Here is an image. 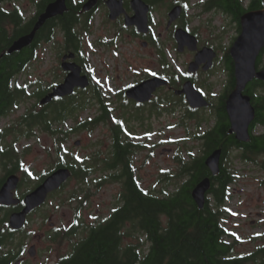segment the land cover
<instances>
[{"label":"rangeland","instance_id":"1","mask_svg":"<svg viewBox=\"0 0 264 264\" xmlns=\"http://www.w3.org/2000/svg\"><path fill=\"white\" fill-rule=\"evenodd\" d=\"M190 2V5L194 6L199 0H190ZM188 14L189 16L201 15L200 21H192V28L199 29L202 42L218 39L215 45L225 48L230 45L232 36L236 32V26L222 13L205 15L199 7L195 9V12L192 10ZM164 17V11L157 17L158 32L164 30ZM102 19L100 16L95 20V30L101 29ZM63 39V34L59 32L54 44L40 45L37 58L18 78L19 85L28 84L32 86L28 92L35 93L42 87L49 88L50 84L63 79L61 60L57 59L55 51V49L60 50L64 43ZM82 42L83 53L89 58L96 81L104 86L107 95L112 94L114 107H119V98L116 95L127 86L140 82L145 77L146 67L158 70L155 64L150 62L149 53L144 52L135 43L119 42L118 50L114 52L99 44L94 34L83 36ZM187 61L185 57L180 59V70ZM166 97L167 93L162 92L158 99L162 100ZM34 98L25 99L18 105L15 112H11L9 116L0 121L2 129L10 128L5 144L14 145L15 154L20 157L24 168L20 174L23 179L28 178L20 186L21 195L39 184L59 161L58 155L53 151V148L59 144H56L53 135L44 132L41 128H35V133L31 134L35 135L34 137L28 139L25 136L27 129L22 122V117L36 104ZM171 98L175 100V97ZM85 99L89 100V105L86 109L81 108L77 112V120H69L65 126H61L62 131L70 132L76 129L70 133L68 138L67 152L63 156L66 161L72 158L68 155L70 152V155H77L81 159H90V163L95 157V152L104 151L102 153L105 154L111 143L110 126L106 122H99L91 129L78 128L83 121L93 120L101 114L100 107L90 102L88 95L77 96L76 103L82 104ZM134 106L131 104V108ZM36 110L41 111L42 109L37 107ZM150 110L151 106L139 114L131 109L118 110L116 115L119 117L121 114L124 115L126 128L137 136L134 139L135 142L147 145V148L135 154L133 159L138 169L137 177L142 181L144 189L152 194L164 195L165 189L168 193H172L177 190L176 185L181 186L182 184L183 179L172 178L178 176L181 169L177 157L182 155L183 160L187 162L188 149L196 154L195 157L200 156L201 145L193 140L194 137L200 136L197 135L199 124L197 120H185L184 115L187 111L180 106L171 107L166 103L160 110ZM202 114L208 116L207 113ZM209 121L211 126V120ZM207 128L209 127L204 122L200 132H204ZM78 141L81 142L80 146H76ZM233 160L231 169L236 175V181L230 187L228 200L218 205L217 210L221 209L231 216L226 220V226L243 241L239 249L242 254H247L254 252L257 245L264 243V240H259L253 245L254 237L264 235V185L262 184L264 173L256 163H248L240 159ZM259 161L262 162V157ZM4 174L5 168L0 163V178ZM168 176L172 180L166 181ZM92 182V177H85L83 181L77 178L71 179L61 191L50 197L43 208L29 217L24 232L14 237L16 248L22 243L24 245L25 264H56L58 258L72 251V243L86 236V230L81 227H91L97 211L100 216H105L111 211L113 205L116 206L118 186L108 185L97 193ZM157 183H159L157 188H153ZM212 202L215 206L214 201ZM7 211L0 212V221L6 217ZM31 246L37 249L35 257L28 255V249Z\"/></svg>","mask_w":264,"mask_h":264},{"label":"trees","instance_id":"2","mask_svg":"<svg viewBox=\"0 0 264 264\" xmlns=\"http://www.w3.org/2000/svg\"><path fill=\"white\" fill-rule=\"evenodd\" d=\"M215 5L230 11L240 26L242 17L249 13L248 11H259L264 8L263 0H249V10L245 7V0H215ZM73 13L75 12L72 10L66 13L60 30L66 34L67 50L80 54L81 38L76 30ZM49 25L50 22H47L37 33L31 46L21 52L8 55L7 50L12 42L31 32L32 24H17L16 21H8L3 16L0 24V121L9 116L11 111L17 110L18 105L23 103L25 99L41 97L48 90V88L42 87L35 93H27L28 86L18 85L17 77L24 74L27 67L36 58L37 47L46 39L45 33L52 29ZM263 57L264 49L258 65ZM233 69L234 66H230L232 72ZM235 84L234 79L232 87ZM249 88L252 99L256 103L257 123L264 124V112L262 111L264 97L255 93L259 88L264 89V83L255 80ZM94 94L100 101L108 98L104 97L101 91L94 92ZM76 99L77 96L69 100H62L54 105L51 110L37 111L35 104L22 117V122L27 129L26 138L34 137L35 135H31L35 133L34 129L41 128L53 136L67 135L68 139L70 133L76 129L68 132L67 130L62 131V127L69 120H77V112L81 108L86 109L89 105L87 99L82 104H77ZM98 117L90 121H83L78 125V128L91 129L99 122L110 121V112L105 104H103L101 114ZM229 129L230 125L225 126L218 123L213 125L209 132L202 137L206 141V149L208 150L203 158L194 157L193 162H184L182 157L179 159L180 155L177 157L181 169L178 176L172 178L188 179L189 181L178 187L175 192L168 193L165 189L162 199H155L149 192L134 187L135 185L131 181L133 179L132 174L128 167L129 158L133 157L135 148L123 140L122 136L116 135L114 141L115 165L110 164L108 157H105L104 164L106 163L105 169L126 166L125 175L131 177L129 179L131 184L127 188L128 194L125 195L127 207L125 210H116L104 223L89 227L86 236L80 241L72 243V251L58 258L56 264H223L219 251L221 232L216 217L211 213L216 210L211 208L209 203H206L205 208L200 210L192 198V190L195 183L201 181L203 177L210 175L213 178L205 161L210 153L221 149V169L219 176L214 179L213 187L217 204L225 203L229 196V186L236 177L232 173L233 170L226 166L229 161L228 154L231 145L240 144L241 148L245 149L242 158L247 160H252V156L264 152V135H251L250 141L243 143L239 142L233 135H227ZM9 131L10 128L2 129L0 127L1 166L5 170L10 166H14L15 169H22V161L15 154L14 145L5 144ZM114 131L115 134L121 132L120 129ZM68 155L72 157L71 160L63 162L57 168H71L77 179L87 177L94 170L95 161L91 160L90 163L89 160L78 162L75 160V156L70 155V152ZM172 178L168 176L166 181L172 180ZM5 208L0 207V212L6 211ZM16 208L13 207L14 210H8L6 217L0 221V264H13L20 258L21 251L25 249L23 243L17 248L15 247L14 237L18 233L11 230L8 223L9 216L19 209V207L17 210ZM126 221H130L131 228L122 230ZM24 230L19 233L24 232ZM137 230L145 234L143 237L145 244L141 249H137L132 242L128 241V239L135 238ZM261 253L264 257L263 250Z\"/></svg>","mask_w":264,"mask_h":264},{"label":"flooded vegetation","instance_id":"3","mask_svg":"<svg viewBox=\"0 0 264 264\" xmlns=\"http://www.w3.org/2000/svg\"><path fill=\"white\" fill-rule=\"evenodd\" d=\"M57 0H0V24L2 23L3 16L7 18L8 21H16L17 24L22 23V25H29L32 24V27L35 25L36 21L38 20V17L46 10L47 6L51 3L56 2ZM90 0H66L67 4V12L72 10L75 13H73V20L76 22V29L79 31L80 38H81V53L76 54L75 61L78 65L82 68V75H86L90 82L91 86L90 88L86 90H76V92L66 98H55L50 104L42 107V109L50 110L54 105L59 103L62 100H69L70 98L74 96H89L90 102L96 103L98 107H103V104H105L110 112V121H106L108 125L110 126L111 131V143L106 150V153L103 154L104 151H97L94 154V158H92V161H95L94 170L92 173L88 174L87 177H92L93 182L92 185L95 188V191L98 193L99 190H102L105 188V186L108 185H117L119 188V192L117 194V201L116 206L113 205L111 211L108 213V215L100 216L99 211L96 212L97 215L94 216V220L92 222V225L98 226L106 219H108L112 214L115 213L116 210H125L126 200L125 195L128 194L127 188L131 184L129 179L131 177H127L125 175L126 166L122 165L120 167H114L105 169V157L110 160L111 165H115V153H114V141L115 136L120 135L122 136L123 140H126L127 143H129L131 146H134L135 153L133 157L129 158V167L128 170L132 174V184H134L135 188L141 189L143 191H147L144 189L142 185V181L137 177L138 169L134 165V156L135 154L141 152L142 150L147 148L146 144H142L140 142H135L134 139L137 138L136 135L129 132V130L126 128V121L123 118L124 115L117 116L116 112L118 110H129L131 109L133 112H136L137 114L142 113L145 111V109L148 106H151V110H160L163 108L164 104H171V106H180L186 109L187 114L184 115L185 120H197V123L199 124V133L197 135H200L198 137H194L193 140L197 142V144L201 145V153L200 158H203L208 150L206 149V141L202 139L204 135H206L209 130L212 128V125H217L218 123L224 124L225 126L230 125L229 133L227 135H233L236 138V133L231 132L232 126H231V120L230 116L227 110V101L229 96L234 92L236 88V84L234 87H232V82L235 78V61L233 59V56L231 54V48L233 47L234 43L240 36L242 32V26L239 25L238 21L236 20L235 16L232 15V13L228 10H226L224 7H219L215 5V0H199L198 4L191 6L190 0H141L149 7V32L147 34H142L138 31L137 27L130 26L128 27L126 25V18L134 16V8L132 5L133 0H114L117 4H121L122 8L124 10V13L118 16L116 19L111 20L110 19V10L108 6V2L110 0H97V5L94 6L92 9L85 11L84 6L89 2ZM247 0L245 2L246 9L249 10ZM181 7V14L172 23H169L170 17L169 14L171 11L176 8ZM201 9V12H203L205 15H211V14H219L222 13L226 18L229 19L230 22H232L236 28L235 34L232 36V41L230 42V45L225 48L221 45H215V41L218 40H207L205 42H202L199 29H193L192 28V21L201 20V15L196 14L193 16H189L188 12L194 10L196 8ZM164 11L165 12V20H164V30L162 32L157 31V27L159 25V21L157 19L158 15ZM32 12H34L32 14ZM62 16L55 17L47 22H50L49 27L52 29L47 31L45 33L46 39L40 43L41 44H54L57 41L58 33L61 32L64 36V43L61 46L60 50H56V56L57 59L61 60V63L63 61V57L69 52L67 50V38L66 34L60 30L61 25L63 21L65 20L66 13ZM248 12H254V11H248ZM102 17V26L99 31L95 30L94 28V22L98 17ZM14 24V23H13ZM46 25V24H45ZM13 26V25H11ZM95 30V32H93ZM180 30H184L185 32L189 33L191 36L195 37L198 42V50L192 51L188 47H184L182 51H180L179 43L176 40V33ZM90 34H94L96 36V41L101 44L105 49H111L114 50V52H117L116 50L118 47L119 42L120 43H135L136 45H139L144 52L149 53V57H151L149 60L151 63L155 64L156 69L153 70L151 67H146L147 69L145 71V77L140 81L143 82L148 79H152L155 77H162L168 80L169 84L168 86L162 87L158 89L155 94L153 95V98L149 102L145 103H139L133 99H130L126 96V91L131 88L134 85L139 84L140 82H136L134 84H131L127 86L125 89H123L120 93L116 95L119 103V107H114V103L112 101V94H109L106 99H102L103 101H100L98 98L95 97L94 92L101 91L105 97L107 95L105 93L104 87H102L99 84L98 81H96L95 73L93 69L90 66L89 58L86 57L82 50V40L83 36H89ZM40 45L37 47V56H38V49ZM203 49H212L215 54H213L215 57L211 63V66L209 69H205L209 65V61L201 64L198 68H193L191 70V64L195 63L199 51ZM263 51V50H262ZM261 51V53H262ZM260 53V55H261ZM260 55L257 59V70H263L264 69V57L261 58V62L258 65V61L260 60ZM36 56V58H37ZM182 57H185L188 59L186 63H184V67L182 70H180V59ZM234 66L233 72L230 70V66ZM67 76V72L63 71V79L60 82H54L50 84L48 90L44 92V95L50 94L53 91V88L59 84H61L64 79ZM223 76V78H222ZM257 80V79H255ZM253 80L252 82H254ZM260 81V80H258ZM251 82V83H252ZM263 82V81H261ZM187 83L193 84V86L196 88L198 92H200L205 100L208 102V106L206 108L202 109H194L191 108L187 102V98L185 94H179L178 92L182 91L184 88V85ZM249 83L244 91V95L251 98V104L255 110V117L253 122L250 125V134L255 136H263L264 135V124H258L257 122V110H256V103L252 99V95L250 94V84ZM264 83V82H263ZM162 92L167 93V97L159 100V94ZM256 95L264 97V89L259 88L255 91ZM43 95V96H44ZM171 97H175V100ZM131 104H134V108H131ZM41 109V108H40ZM262 111L264 112V108H262ZM202 113H207V117L203 115ZM203 115V116H202ZM96 118H99L96 116ZM94 118V119H96ZM211 120V126L208 122ZM105 123V121H103ZM207 123L208 127L204 132L201 131V126L203 123ZM115 129H120L119 134H115ZM59 133V132H58ZM56 139V144H59L56 148H53V151L55 154L58 155V163L55 165V169L62 165L63 162H67L63 159V156L65 152H67V135H54ZM245 153V149L241 148L240 144H232L229 150L228 154V162L226 163L228 168H232L234 160L233 159H240L244 160L248 163H256L259 167L262 168V172L264 173V152L261 154H258L256 156H252V160L243 159L242 156ZM211 154V153H210ZM209 154V155H210ZM103 155V157H102ZM194 155V152L191 149L187 150V156L189 157V162H193L194 158L192 156ZM232 155V156H231ZM262 157V162L259 161V158ZM77 159L81 160L82 162H85L90 159H81L80 157H77ZM221 167V166H220ZM71 169V168H70ZM209 169V168H208ZM24 170V168H18L15 169L14 166H10L7 170H5V174L3 177H1L0 187L2 184L6 181V179L12 175L17 174L20 178V186L22 183H24L27 179H23L22 175L20 174V171ZM72 171V179L75 178V173ZM210 171V170H209ZM221 175V174H220ZM219 176V174L217 175ZM211 177L210 175L203 177L207 178L210 177L212 179V187L211 190L208 192L207 196V203L211 206V208H214L217 210V200L214 194V183L215 178L217 177ZM45 177H43L44 179ZM43 179L39 182V184L43 181ZM84 178L78 179L80 181H83ZM264 180V178H263ZM183 186L185 183H187L188 179L181 180ZM200 182V181H199ZM195 183V187L199 183ZM235 182V181H234ZM233 182V183H234ZM35 183V181L33 182ZM190 184H193L192 182H189ZM232 183V184H233ZM159 183L155 184L153 188H157ZM231 184V185H232ZM38 185V184H37ZM36 185V186H37ZM230 185V186H231ZM194 187V188H195ZM193 188V189H194ZM193 191V190H192ZM163 192V191H162ZM15 197L23 198L24 196L19 193V189L15 191ZM52 195V194H51ZM151 196L155 197V199L163 198V194H152ZM51 196H49L48 200ZM215 203V206H213V202ZM23 204V203H22ZM17 205V206H11L6 207V210H14L13 207H17L16 210L22 209L23 205ZM3 207V206H0ZM18 209V210H19ZM216 211H214L215 213ZM217 219V224L219 225L221 236H220V244H219V251H220V258L221 262L223 264H262L264 261L263 253L261 251H264V243L259 244L255 247L254 252L242 254L240 252L239 246L243 245V241L237 237V235L233 232L232 229L228 228L226 226V220H228L231 216L227 214L225 211H217V213L211 212ZM84 228L86 232H88L89 228L86 229L85 226H82L81 229ZM131 228L130 221L124 222V225L122 226V230H127ZM145 234H143L142 231L137 230L135 232V238L128 239L129 242H132L134 246L137 249H141L142 246L145 244V241L143 237ZM264 240V235L254 237L253 238V245L259 241ZM25 250V249H24ZM24 250L21 251V256L18 260L14 261L13 264H25L26 259L23 256ZM246 260V261H245Z\"/></svg>","mask_w":264,"mask_h":264},{"label":"water","instance_id":"4","mask_svg":"<svg viewBox=\"0 0 264 264\" xmlns=\"http://www.w3.org/2000/svg\"><path fill=\"white\" fill-rule=\"evenodd\" d=\"M264 3V0H263ZM97 5V0H90L84 10L88 11ZM134 16L126 18L128 27L135 26L138 31L143 34L149 32V7L141 0H133ZM110 10V19L114 20L124 13L122 5L117 4L114 0L108 2ZM67 12L66 0H57L47 6L46 10L38 17L31 32L25 34L12 42L7 50L8 55L21 52L25 48L31 46L37 36V33L45 26L47 21L62 16ZM181 14V7L174 8L169 14V23L174 22ZM242 32L233 47L231 54L235 61V78L236 88L229 96L227 101V110L231 120V132H235L236 139L239 142L248 143L251 139L249 128L255 117V110L251 104V98L243 93L249 83L257 79L264 82V69L257 70V59L264 49V8L259 11L249 12L241 19ZM176 40L179 43L180 51L184 47H188L192 51L198 50V42L195 37L191 36L184 30L176 33ZM212 49H203L199 51L195 63L192 67L198 68L201 64L209 61V65L205 69H209L214 59ZM74 53H69L63 57L61 64L62 69L67 72L65 80L55 87L52 93L44 96L40 100L41 105H47L54 98H64L74 94L77 89H87L91 82L86 75H82V68L76 62L69 60L75 59ZM168 81L161 77H155L145 80L138 85L129 88L126 96L139 103L149 102L154 93L161 87L167 86ZM179 94H185L187 102L191 108L201 109L208 106V102L203 95L196 90L191 83L184 85ZM77 142L76 145H80ZM222 150H215L207 159L206 166L209 168L213 176L220 172ZM72 176V171L68 168H60L52 172L46 179L27 194L23 199L24 207L22 210L12 213L9 216V227L14 231L22 230L26 224L29 215L42 207L48 196L59 190ZM19 177L12 175L7 178L6 182L0 188V205L16 206L21 204V199L16 198L14 191L18 188ZM212 187V179L207 177L199 182L192 192V198L197 207L202 210L205 208L207 201V193ZM30 257H35L37 250L35 246L28 249Z\"/></svg>","mask_w":264,"mask_h":264}]
</instances>
